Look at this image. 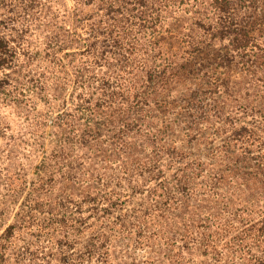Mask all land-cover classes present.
<instances>
[{
    "label": "trees",
    "instance_id": "trees-1",
    "mask_svg": "<svg viewBox=\"0 0 264 264\" xmlns=\"http://www.w3.org/2000/svg\"><path fill=\"white\" fill-rule=\"evenodd\" d=\"M0 139V264H264V0H0Z\"/></svg>",
    "mask_w": 264,
    "mask_h": 264
},
{
    "label": "rangeland",
    "instance_id": "rangeland-1",
    "mask_svg": "<svg viewBox=\"0 0 264 264\" xmlns=\"http://www.w3.org/2000/svg\"><path fill=\"white\" fill-rule=\"evenodd\" d=\"M12 127H14V125H12ZM2 145V140L0 139V146Z\"/></svg>",
    "mask_w": 264,
    "mask_h": 264
}]
</instances>
